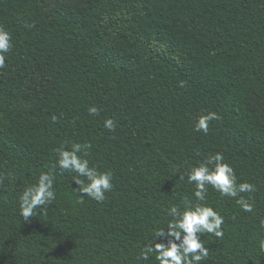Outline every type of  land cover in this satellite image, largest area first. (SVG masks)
<instances>
[{"label": "trees", "instance_id": "obj_1", "mask_svg": "<svg viewBox=\"0 0 264 264\" xmlns=\"http://www.w3.org/2000/svg\"><path fill=\"white\" fill-rule=\"evenodd\" d=\"M47 1L0 0L12 38L0 69V264H159L141 250L185 202L224 218L222 238L198 234L200 264H264V0ZM209 112L217 119L196 131ZM73 143L112 173L102 202L58 166ZM216 153L255 190L208 185L197 201L188 172ZM41 173L55 199L25 221L20 196Z\"/></svg>", "mask_w": 264, "mask_h": 264}, {"label": "clouds", "instance_id": "obj_2", "mask_svg": "<svg viewBox=\"0 0 264 264\" xmlns=\"http://www.w3.org/2000/svg\"><path fill=\"white\" fill-rule=\"evenodd\" d=\"M11 35L3 27H0V69L5 67L6 54L11 50ZM183 86V85H181ZM90 115L98 114L95 106H90ZM56 117H53L55 120ZM217 119L215 112L198 117L195 123V130L208 132L209 122ZM104 127L114 130L113 119L104 121ZM85 146L73 143L70 148L61 145L56 151L57 163L60 169L69 170L78 174L84 179H75L79 186V191L92 199L102 202L105 193L113 187L112 173L99 171L96 167H90L86 157L87 153L80 155ZM221 153L209 156L199 166H194L188 172V181L195 183V198L197 201H205L208 185H211L221 195L237 197L240 193L255 190L254 185L243 182L237 184L233 168L223 162ZM54 180L48 173H41L35 185L27 187L20 196V214L24 220L33 216L34 211L49 204L55 199L53 189ZM82 202V200L80 201ZM237 203L246 212L252 211V204L247 199L240 196ZM168 214L172 217L167 226V231L161 229L155 234L153 244L145 243L140 253L141 259H148L149 255L155 253V259L159 264H200L207 258L208 248L203 244L200 235L204 232L211 233L218 238H222L224 233L221 225L224 218L205 203L185 202L183 211L177 205H171ZM158 237H166L167 243H157ZM260 247L264 250V240H261Z\"/></svg>", "mask_w": 264, "mask_h": 264}, {"label": "rangeland", "instance_id": "obj_3", "mask_svg": "<svg viewBox=\"0 0 264 264\" xmlns=\"http://www.w3.org/2000/svg\"><path fill=\"white\" fill-rule=\"evenodd\" d=\"M81 1L82 0H48L47 6H48V10L58 7L76 9L81 5Z\"/></svg>", "mask_w": 264, "mask_h": 264}]
</instances>
